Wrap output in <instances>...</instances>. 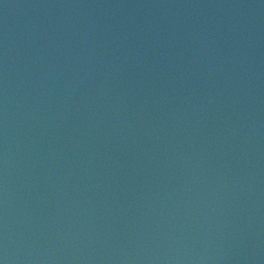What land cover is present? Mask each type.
Instances as JSON below:
<instances>
[{"label":"water","instance_id":"water-1","mask_svg":"<svg viewBox=\"0 0 264 264\" xmlns=\"http://www.w3.org/2000/svg\"><path fill=\"white\" fill-rule=\"evenodd\" d=\"M3 264H264V0H0Z\"/></svg>","mask_w":264,"mask_h":264},{"label":"snow or ice","instance_id":"snow-or-ice-1","mask_svg":"<svg viewBox=\"0 0 264 264\" xmlns=\"http://www.w3.org/2000/svg\"><path fill=\"white\" fill-rule=\"evenodd\" d=\"M0 264H3V262H2V261H0Z\"/></svg>","mask_w":264,"mask_h":264}]
</instances>
